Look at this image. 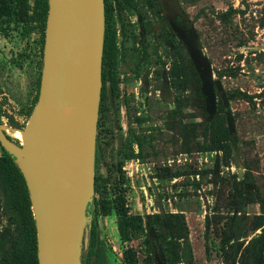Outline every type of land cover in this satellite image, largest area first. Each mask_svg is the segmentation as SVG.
<instances>
[{
	"label": "rangeland",
	"instance_id": "374dc122",
	"mask_svg": "<svg viewBox=\"0 0 264 264\" xmlns=\"http://www.w3.org/2000/svg\"><path fill=\"white\" fill-rule=\"evenodd\" d=\"M132 1L134 9H119L112 2L118 45L116 72L123 86L118 99L110 95L108 88L97 130L101 171L104 177H110L106 188L109 191L117 181L113 168L116 153L125 146L134 148L140 141L143 148L140 160L144 167L123 172L129 213H184L194 258L192 263L185 264H223L215 249L219 245L220 229L232 215L229 214L231 176L247 169L250 179L246 183L250 191L254 192L256 201L264 198V0H178L200 33V43L215 78L218 79L217 73L225 75L218 80L234 115L231 144L235 142L237 149L230 167L224 166L222 152L199 151L202 137L182 138L184 125L188 130L194 124L201 129L200 124L207 122L202 95H196L193 88L170 89L167 85L156 90L160 82L154 74L155 67L147 76L139 78L135 74L133 55L142 41L151 54L166 55V45L160 32L152 34V27L158 21L157 10L148 0ZM28 3L32 12L34 0ZM226 11L230 13L220 19L219 15ZM43 46L41 26L30 29L20 25L18 29L10 28L7 36L0 35V125L18 143L19 131L23 130L39 92ZM237 91L251 95L254 104L237 99ZM231 96L234 98L229 99ZM177 103L182 105L180 112ZM119 161L123 166L124 160L119 158ZM216 162L217 174L214 173ZM163 169L180 176H171ZM94 198L98 200L99 195L95 193ZM206 214L215 217L207 241L211 250L208 260L203 238ZM257 214H260L258 203L247 205L239 213L247 219ZM6 226L7 217L2 208L0 248L5 241L1 234ZM97 226L108 247V259L103 264H124L125 245L118 238L115 214L99 215ZM88 233L89 228L86 242ZM253 233L249 232V238L259 231ZM126 246L136 251L140 264H146L143 238ZM159 260L158 255L155 263L159 264Z\"/></svg>",
	"mask_w": 264,
	"mask_h": 264
},
{
	"label": "water",
	"instance_id": "95a60500",
	"mask_svg": "<svg viewBox=\"0 0 264 264\" xmlns=\"http://www.w3.org/2000/svg\"><path fill=\"white\" fill-rule=\"evenodd\" d=\"M159 2L164 19L154 32L168 24L185 48L200 80L210 121L217 111L216 94L224 103L228 101L223 85L215 78L196 29L178 0ZM104 30V0H48L39 92L19 131L20 143L0 125V145L15 159L29 193L38 264H82L83 249L88 245L86 210L95 194ZM67 106L77 108L78 121L61 136L56 121ZM228 129L232 136L231 121ZM232 151L237 152L235 142ZM238 177L242 178L241 171ZM246 189L250 190L248 185ZM162 259L159 264H164Z\"/></svg>",
	"mask_w": 264,
	"mask_h": 264
},
{
	"label": "trees",
	"instance_id": "16d2710c",
	"mask_svg": "<svg viewBox=\"0 0 264 264\" xmlns=\"http://www.w3.org/2000/svg\"><path fill=\"white\" fill-rule=\"evenodd\" d=\"M157 10V22L163 20L162 11L158 0H148ZM195 1V0H191ZM119 9H134L132 0H104L105 5V30L104 45L102 55V91L99 112H102V102L106 99L107 86L111 88L112 94L116 93L120 79L116 72L118 63V45L116 38V28L114 23V6ZM33 15L30 14L28 0H0V19L15 17L20 24H28L32 19L39 22L44 34L48 12V0H34ZM230 12L220 14V19ZM124 26V25H121ZM162 34L166 45V55H158L157 52L150 53L144 41L135 48L134 72L140 78L144 74L149 75L151 69L155 67L154 74L160 84L159 90L166 83L169 87L180 89H194L196 95L201 96V83L197 73L185 51L183 45L177 40L171 29L165 25L158 33ZM199 39L200 33L196 30ZM136 38L133 39L135 43ZM169 50V51H168ZM154 56V59H153ZM168 65V66H167ZM225 75L217 73V78L222 79ZM233 76V75H228ZM237 99H241L249 104L253 103V97L240 91L235 92ZM38 97V95H37ZM35 98V102L37 100ZM217 111L213 119L198 125H192L188 130L183 126L182 138L202 137L203 143L199 147L201 152H222L223 164L230 167L233 160L232 136L229 134V121L234 123V115L230 111L227 103L222 97L216 94ZM35 104V103H34ZM34 106V105H33ZM33 108V107H32ZM178 112L182 108L177 103ZM101 120V119H100ZM192 131V133H190ZM15 141V140H14ZM18 143L17 141H15ZM139 149L142 148L139 143ZM0 156V190L2 191V208L7 217V226L3 230L2 239L4 243L0 251V264H38L36 227L32 215L29 193L24 178L15 163V159L2 148ZM141 157V152L134 154L129 146H125L114 156L116 164L113 165L117 176V181L109 189L106 185L110 177H104L102 173V155L96 150L95 157V182L94 190L99 195V199H93L88 205L86 214L90 220L88 245L83 249L81 256L82 264H103L108 259V247L104 239L101 238L97 226L98 216H108L112 212L116 216V226L118 238L121 244L125 245L122 257L124 264H140L136 251L126 246V244L140 238L144 239L146 246V264H156V256L163 259L164 264H185L192 263L193 251L189 240V227L184 213L170 212L165 214L151 213L145 215H132L126 205V192L123 187L122 162ZM246 168V167H245ZM171 176H180L178 173H170L169 169H163ZM213 173V171L211 172ZM175 174V175H174ZM197 175L198 173H193ZM109 176H111L109 174ZM250 179V172L244 171L242 178L238 174L230 178V201L229 214L225 223L220 229V241L216 247V253L221 257L223 264H264V198L256 201L253 191L247 190V181ZM258 203L260 214L251 219L242 218L239 213L243 212L247 205ZM234 214V216H233ZM211 215L204 217V254L210 259V247L208 238L212 229ZM256 231L259 233L255 234ZM249 232L255 234L249 238ZM249 238V239H248Z\"/></svg>",
	"mask_w": 264,
	"mask_h": 264
},
{
	"label": "flooded vegetation",
	"instance_id": "af4514ba",
	"mask_svg": "<svg viewBox=\"0 0 264 264\" xmlns=\"http://www.w3.org/2000/svg\"><path fill=\"white\" fill-rule=\"evenodd\" d=\"M158 2H159V0H158ZM159 5H160V2H159ZM181 6V5H180ZM153 8H154V6H153ZM160 8H161V5H160ZM182 8V7H181ZM161 11H162V8H161ZM184 11V10H183ZM185 12V11H184ZM186 13V12H185ZM30 14L31 15H33V12H30ZM161 15L163 16V11H162V13H161ZM188 16V15H187ZM189 18V17H188ZM163 19H164V16H163ZM190 20V19H189ZM163 21V20H162ZM162 21L160 22V23H158L157 22V24L156 25H154L153 27H152V34L153 35H155V33L157 32V31H159L160 30V28L161 27H163V26H165V25H163V26H161L158 30H156L155 32H154V28L157 26V25H159V24H161L162 23ZM191 21V20H190ZM192 23V22H191ZM193 24V23H192ZM20 25H22L23 27H29L30 29H32L33 28V26H35V28L37 27V26H39L40 27V24H39V22H37V21H34L33 19L28 23V24H20V23H18L17 22V19L15 18V17H11V19L10 20H8V19H0V35L1 36H3V37H5V36H7L8 35V32H9V29L10 28H19L20 27ZM169 28H170V26L168 25V24H166ZM171 29V28H170ZM11 31H15V30H11ZM172 31V30H171ZM44 47V46H43ZM144 76H147V75H143L142 77H144ZM120 79V78H119ZM102 81V80H101ZM123 84V82L121 81V79H120V85H119V88H118V90H117V92L116 93H114V94H112V91H111V88L109 87V86H107V90H108V88L110 89V95L114 98V99H118V98H120V89H121V87L123 86L122 85ZM165 85H167V87H169V84L168 83H166ZM163 84H162V86H161V88L160 89H162L163 88ZM170 88V87H169ZM159 89V90H160ZM170 89H172V88H170ZM107 90H106V98H107ZM166 90H168V89H166ZM101 91H102V86H101ZM105 100V99H104ZM104 100H103V102H102V112L100 113L99 112V116H98V122H97V130H98V125H99V123H100V119H101V116H102V114H103V112H104ZM100 103H101V93H100ZM99 109H100V104H99ZM14 140V139H13ZM98 135H96V146H97V151H98ZM15 142V141H14ZM16 143V142H15ZM139 143H140V141H139ZM16 144H19V143H16ZM135 146H136V151L134 150V148L133 147H131V146H129L130 147V149H131V151H133V153L134 154H138L139 153V151L141 152V154H142V149L143 148H141L140 147V149H139V145H138V141L135 143ZM0 148H2L1 147V145H0ZM3 149V148H2ZM121 150V149H120ZM3 154V153H2ZM139 161H140V158L139 157H136V158H133V159H131V160H127V161H124V165L121 167V171L122 172H125L127 169L128 170H130L131 171V169H134L133 168V163H138L139 164ZM16 163V162H15ZM116 164V163H115ZM1 204H2V191L0 190V209H2L1 208ZM0 251H1V248H0Z\"/></svg>",
	"mask_w": 264,
	"mask_h": 264
},
{
	"label": "bare ground",
	"instance_id": "6f19581e",
	"mask_svg": "<svg viewBox=\"0 0 264 264\" xmlns=\"http://www.w3.org/2000/svg\"><path fill=\"white\" fill-rule=\"evenodd\" d=\"M78 121L77 108L67 106L56 121L58 132L61 136L68 133ZM18 136V135H17Z\"/></svg>",
	"mask_w": 264,
	"mask_h": 264
},
{
	"label": "crops",
	"instance_id": "0c3cea01",
	"mask_svg": "<svg viewBox=\"0 0 264 264\" xmlns=\"http://www.w3.org/2000/svg\"><path fill=\"white\" fill-rule=\"evenodd\" d=\"M136 149H137V148H136V146L134 145V150L136 151ZM132 166H133L134 170H137L138 166H140V167H144V164H143L142 161L140 160V161H139V164H138V163H137V164H136V163H133Z\"/></svg>",
	"mask_w": 264,
	"mask_h": 264
}]
</instances>
